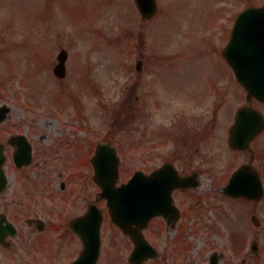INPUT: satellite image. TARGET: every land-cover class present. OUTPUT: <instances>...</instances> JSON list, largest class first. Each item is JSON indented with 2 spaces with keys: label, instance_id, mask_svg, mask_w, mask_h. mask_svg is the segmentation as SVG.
Masks as SVG:
<instances>
[{
  "label": "rangeland",
  "instance_id": "obj_1",
  "mask_svg": "<svg viewBox=\"0 0 264 264\" xmlns=\"http://www.w3.org/2000/svg\"><path fill=\"white\" fill-rule=\"evenodd\" d=\"M219 3V0H157L158 16L144 25L145 46L135 51V44L142 45L144 39L132 0H0V105L11 108L12 119L8 124L21 131L23 124L27 128L36 127L37 134L47 135L45 141L58 136L90 139L93 144L110 139L121 153L120 177L126 181L140 166L133 153L138 131L144 129L141 140L147 147L153 133L159 135L170 118L184 111L185 100L204 99L202 92L206 91L209 77L225 74L227 66L220 50L235 14L231 13L230 0L220 4L225 12L220 13ZM60 49H68L70 57L69 75L67 69L63 80L52 74ZM159 53L169 56L160 57ZM137 57H143L145 62L141 75L136 76ZM152 58L155 68L153 64L147 65ZM138 78L139 84L134 85V79ZM171 93L172 96L168 95ZM174 94L178 99L185 95L178 106L173 102L177 101ZM127 97L129 106L125 102ZM213 98L215 102V95ZM233 98H236L234 106L239 105L240 99ZM232 99L219 100L220 117L228 116ZM120 103L127 112L126 118H130L125 125L115 127L113 122ZM74 105L85 115L75 114ZM210 108L214 111L216 106ZM80 125L84 129L78 133ZM78 153L80 161L88 159L83 150L78 149ZM147 159L146 155L140 157L143 166L151 168L159 166L164 157L158 153L148 162ZM17 206L23 208V201ZM220 217L225 219L228 230L229 214ZM187 225L184 222L183 227ZM104 229L107 232L112 227L106 224ZM190 229L195 232L187 240L192 241L195 250L179 253L181 236L179 239L173 236L168 250L170 264H197L208 249L207 241L211 247L224 249L225 244L216 236L202 232L203 236L195 225ZM38 251L21 233L15 264H49L39 257ZM223 254L227 261L226 252ZM165 255L167 251L161 263H165ZM56 258L58 262L54 264H68V250L61 246ZM123 261L127 263L126 258Z\"/></svg>",
  "mask_w": 264,
  "mask_h": 264
},
{
  "label": "flooded vegetation",
  "instance_id": "obj_2",
  "mask_svg": "<svg viewBox=\"0 0 264 264\" xmlns=\"http://www.w3.org/2000/svg\"><path fill=\"white\" fill-rule=\"evenodd\" d=\"M231 2V13L237 15L248 8L261 7L264 0ZM236 89L234 70L228 66L225 74L209 77L202 95L213 104V94L218 99V92ZM201 102L192 101L189 116L173 117L163 132L157 136L153 133L147 147L141 140L142 133L134 142L133 153L138 163L143 155L150 158L162 153V165L172 164L182 177L193 176L187 184L190 187L172 191V210L168 217L151 219L143 234L153 245L158 243V248L165 238L179 239L185 233L184 222L191 217L199 220L205 207L216 201L211 197L214 195L229 207L228 243L223 250L213 247L212 254L202 264H264V127L256 125L244 129L247 132L238 135L248 139V145L243 150L234 149L229 144L230 132L235 127L234 113L226 119L209 117L208 110L200 107ZM253 104L264 106L254 100ZM7 108L8 111L0 109V264L16 263V244L21 233L32 240L31 244L39 249V257L49 264L58 262L59 239L68 237L69 262L73 263L82 243L70 232L71 221L83 216L92 206L105 214V201L99 200L100 190L92 182L90 160L80 161L78 153L81 149L84 156L90 157L91 142L80 140L77 146L75 141L59 136L45 141L47 135L43 131L37 134L36 127L27 128L24 124L23 131L17 130L15 125L8 124L12 118L11 108ZM17 137L25 138L23 154L27 148L31 151L30 163L26 166L17 165L15 160L20 147L15 142ZM245 164L259 175L263 188V197L259 200L228 198L221 193L234 171ZM158 168L151 167L146 174ZM204 177L209 181H204ZM21 201L23 208L17 206ZM207 227L215 230L216 225L209 222ZM125 240L129 245V239L125 237ZM101 244L106 246L103 237ZM224 252L227 261H224Z\"/></svg>",
  "mask_w": 264,
  "mask_h": 264
},
{
  "label": "water",
  "instance_id": "obj_3",
  "mask_svg": "<svg viewBox=\"0 0 264 264\" xmlns=\"http://www.w3.org/2000/svg\"><path fill=\"white\" fill-rule=\"evenodd\" d=\"M139 0L137 3L139 5ZM141 4L145 5L146 10L154 9L153 0L141 1ZM242 20L249 16H260L258 20L252 24L247 31L251 32L249 38L253 42L261 43L264 39V10L256 13H246L241 15ZM237 46V39L231 38L229 44L224 50V56L229 61L230 57H237L234 55V50ZM66 59V54L62 52L58 56L59 65L54 69L57 76L63 77L65 75L64 61ZM264 71V69H262ZM238 80L245 85L248 91L264 100V75L262 77V82L258 84L255 88H250L246 82V78L243 76H237ZM243 112V111H242ZM241 114V113H240ZM239 114V116H240ZM92 164L95 169L94 180L102 188L101 196L107 199V204L110 209V214L113 217L112 220L125 232H128L133 238L134 234L130 230V225L135 222V206L144 205V203H149L151 201V192L155 191L156 197L160 198L159 192L165 190L166 187L161 186L160 183L165 181L164 174H167V170L164 168L157 171L151 176H143L141 174H135L133 178L125 185L120 188H115L114 183L118 178V158L116 156L115 150L110 147V145L102 144L99 145L95 156L92 159ZM228 189L225 192L228 193ZM137 191L141 192V197L139 199ZM150 191V194H145ZM99 222L93 226L94 230H98ZM97 252H94V257ZM138 258L135 254L131 257V261H137ZM95 264V263H93Z\"/></svg>",
  "mask_w": 264,
  "mask_h": 264
}]
</instances>
